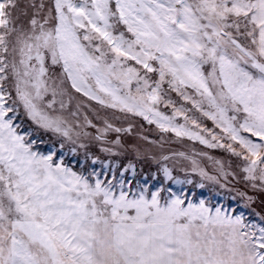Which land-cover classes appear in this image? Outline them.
<instances>
[{
  "label": "snow or ice",
  "instance_id": "1",
  "mask_svg": "<svg viewBox=\"0 0 264 264\" xmlns=\"http://www.w3.org/2000/svg\"><path fill=\"white\" fill-rule=\"evenodd\" d=\"M0 264H264V0H0Z\"/></svg>",
  "mask_w": 264,
  "mask_h": 264
},
{
  "label": "rangeland",
  "instance_id": "2",
  "mask_svg": "<svg viewBox=\"0 0 264 264\" xmlns=\"http://www.w3.org/2000/svg\"><path fill=\"white\" fill-rule=\"evenodd\" d=\"M172 147H174V148H180V145H178V144H174V145H172ZM197 147H199V146H197ZM210 154H214V155H216V156H220L221 154L219 153V152H216V153H210ZM121 161H119V160H117V161H114V163H120ZM124 163H126L127 161L126 160H124L123 161ZM204 164H205V166H208V164H209V162L208 161H204L203 162ZM153 167V169H154V166H152ZM141 168H143L144 169V173L145 174H147V172H148V166L147 165H142V164H140V163H137V171L139 172L140 171V169ZM175 175H178L181 179H183V173H174ZM127 175H131V173H128ZM195 179H198V177H196ZM190 187V186H189ZM197 191L198 192H203V195H204V197H211V199L213 200V202H223V200H222V198L221 197H217V196H214V195H212V193H210L207 189H205V190H200V189H197Z\"/></svg>",
  "mask_w": 264,
  "mask_h": 264
}]
</instances>
